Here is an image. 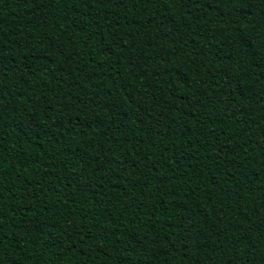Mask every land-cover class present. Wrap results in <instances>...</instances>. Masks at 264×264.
Wrapping results in <instances>:
<instances>
[{"label":"trees","instance_id":"obj_1","mask_svg":"<svg viewBox=\"0 0 264 264\" xmlns=\"http://www.w3.org/2000/svg\"><path fill=\"white\" fill-rule=\"evenodd\" d=\"M0 264H264V0H0Z\"/></svg>","mask_w":264,"mask_h":264}]
</instances>
